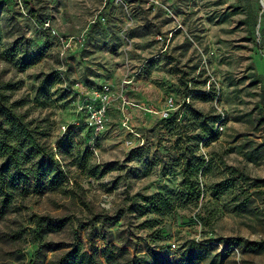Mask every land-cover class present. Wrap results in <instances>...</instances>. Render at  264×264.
Here are the masks:
<instances>
[{
	"label": "rangeland",
	"instance_id": "1",
	"mask_svg": "<svg viewBox=\"0 0 264 264\" xmlns=\"http://www.w3.org/2000/svg\"><path fill=\"white\" fill-rule=\"evenodd\" d=\"M70 38L77 44L65 47L61 39ZM49 73L60 83L41 107L35 91ZM0 83H18L13 100L26 102L19 111L27 119L44 122L54 153L61 139L72 142L68 155L55 156L67 196L16 198L0 221V264L34 259V216L71 218L67 229L42 240L62 248L73 243L74 231L86 241L90 230L78 226L91 211L113 222L88 249L100 252L109 242L176 264L193 241L221 255L222 264H264V122L257 96L264 89V0H0ZM103 86L104 103L94 98ZM203 91H210L206 99L198 96ZM103 106L95 135L90 113ZM196 113L209 125L219 116L213 140L199 138ZM73 122L70 134L62 131ZM252 149L258 156L248 160ZM199 158L204 167L191 178L193 194L183 179ZM157 197L170 199L169 213L153 212ZM52 257L47 253L44 264Z\"/></svg>",
	"mask_w": 264,
	"mask_h": 264
},
{
	"label": "trees",
	"instance_id": "2",
	"mask_svg": "<svg viewBox=\"0 0 264 264\" xmlns=\"http://www.w3.org/2000/svg\"><path fill=\"white\" fill-rule=\"evenodd\" d=\"M60 83L57 73H49L40 77L35 91L36 104L41 107L46 105V98L50 92ZM18 83H0V221L10 212L11 207L18 197L29 194H46L48 192H58L62 196H67L66 173L63 171L59 161L55 156L68 155L72 148L71 137H65L56 143L57 153L50 147V135L44 126L43 121L27 119L20 113V108L25 105V101L13 100V93L17 90ZM260 96L262 103V119L264 122V89H261ZM198 92V91H196ZM200 92V91H199ZM209 92L203 91L198 96L206 99ZM44 100V101H42ZM42 101V103H40ZM195 118L199 121L200 139L213 140L217 133H214V126L219 121V116H214L208 120L202 114L196 113ZM73 125L67 127L66 131L74 130ZM249 143V142H247ZM258 156L255 149L248 154L247 159L253 160ZM198 167L193 169L187 165L183 179V186L187 192L195 194L196 183L191 178L204 167L203 159H198ZM194 170V171H193ZM194 172V173H192ZM95 176V173H92ZM74 189L78 191L77 200L82 205L85 204L82 186L74 182ZM76 201V200H73ZM170 199L157 197L153 199L151 205L155 214H167L172 209ZM111 219L101 213L91 211V218L86 225H79L80 230L88 228L86 241L79 239L74 231L72 244L66 247L57 248L52 243L42 242L43 237L51 234H58L70 226L71 218L66 216H34L31 225L33 241L38 244L34 254V259L29 264H44L47 253H53V257L47 264H165L158 263L153 256L130 255L128 250L120 249L109 242L101 247L98 252L97 247L88 249L86 243L93 242L99 238L100 229L111 225ZM100 227H97V224ZM105 241L104 237H101ZM195 242H187L184 245L180 260L176 264H222L221 255L211 254ZM63 250L60 254L57 252Z\"/></svg>",
	"mask_w": 264,
	"mask_h": 264
},
{
	"label": "built area",
	"instance_id": "3",
	"mask_svg": "<svg viewBox=\"0 0 264 264\" xmlns=\"http://www.w3.org/2000/svg\"><path fill=\"white\" fill-rule=\"evenodd\" d=\"M61 42H62V44H64L65 47H71L72 45L77 44V41L75 38H70L67 40L61 39ZM108 91H109L108 87L103 86L100 91L94 92V98L98 99L104 103L106 98H107V92ZM104 114H105V107L104 106L99 107L97 109H93L90 113L89 126L91 127V129L93 130L95 135H97L100 132V129L103 125ZM77 124H78L77 122H73L70 125H77ZM128 124H129V120L127 118H125V120H123V125L126 127L128 133L130 135H136L135 130L132 127H130ZM70 125H68V126H70ZM67 127L62 126L61 127L62 131L65 132ZM107 202H108V200L105 198L103 200V204H101V206L106 207ZM172 247L174 248L175 246L172 245Z\"/></svg>",
	"mask_w": 264,
	"mask_h": 264
}]
</instances>
